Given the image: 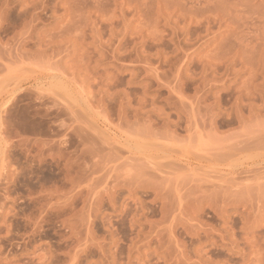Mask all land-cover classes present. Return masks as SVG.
Returning <instances> with one entry per match:
<instances>
[{"label":"rangeland","instance_id":"rangeland-1","mask_svg":"<svg viewBox=\"0 0 264 264\" xmlns=\"http://www.w3.org/2000/svg\"><path fill=\"white\" fill-rule=\"evenodd\" d=\"M0 264H264V0H0Z\"/></svg>","mask_w":264,"mask_h":264}]
</instances>
